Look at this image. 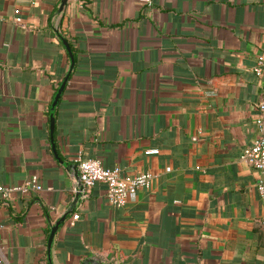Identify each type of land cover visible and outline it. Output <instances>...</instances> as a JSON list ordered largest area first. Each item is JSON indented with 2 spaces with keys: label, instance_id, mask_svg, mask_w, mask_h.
<instances>
[{
  "label": "crops",
  "instance_id": "crops-1",
  "mask_svg": "<svg viewBox=\"0 0 264 264\" xmlns=\"http://www.w3.org/2000/svg\"><path fill=\"white\" fill-rule=\"evenodd\" d=\"M0 0V264H264V0ZM74 65L54 110L50 106ZM156 149V152H151ZM152 173L118 208L74 157ZM58 156V157H57ZM79 193L80 196H77Z\"/></svg>",
  "mask_w": 264,
  "mask_h": 264
},
{
  "label": "built area",
  "instance_id": "built-area-1",
  "mask_svg": "<svg viewBox=\"0 0 264 264\" xmlns=\"http://www.w3.org/2000/svg\"><path fill=\"white\" fill-rule=\"evenodd\" d=\"M146 2L149 3L148 0ZM264 69V55H259L253 67L254 73L259 76ZM257 115L255 117L256 136L252 143L242 150L240 158L251 168L259 173L256 183L258 194L264 198V98L256 104ZM156 152V149H151ZM74 163L78 172V186L80 191L91 188L96 183L105 185V198L115 207L121 208L136 197L139 189L151 187L153 175L148 171L135 175L124 173L120 167L107 168L96 158H83L77 154ZM42 190L37 176L30 177L27 181L18 185H0V199H8L13 194L30 196Z\"/></svg>",
  "mask_w": 264,
  "mask_h": 264
},
{
  "label": "water",
  "instance_id": "water-1",
  "mask_svg": "<svg viewBox=\"0 0 264 264\" xmlns=\"http://www.w3.org/2000/svg\"><path fill=\"white\" fill-rule=\"evenodd\" d=\"M67 0H61V3H60V6H59V11H61L63 9V7L65 6ZM57 35L58 37L60 38V40L62 41L63 45L65 46L66 50H67V53L69 55V61H70V66H69V70L66 74V76L64 77V79L62 80L61 84L59 85V87L57 88L55 94H54V97H53V100H52V103H51V106H50V121H49V129H50V139H51V145H52V149L54 151V154L57 155L56 151H55V145L53 143V130H54V110L56 108V105L59 101V98L63 92V89L65 87V84L68 80V76L73 68V65H74V59H73V55L70 51V48H69V44L67 42V40L57 32ZM58 157V156H57ZM77 196H80L79 193ZM66 215H62L60 217V219L53 225L50 227V232H49V236H48V242H47V258H48V261H49V264H52L51 263V246H52V243H53V238H54V235L58 229V227L60 226V224L63 222V220L65 219ZM81 264H100V263H96L95 260L93 259H87L85 260L84 262H82Z\"/></svg>",
  "mask_w": 264,
  "mask_h": 264
}]
</instances>
